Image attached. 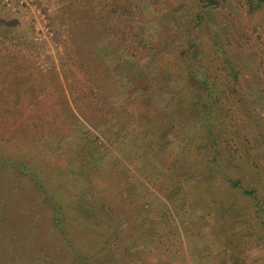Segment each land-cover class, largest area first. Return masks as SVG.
<instances>
[{
  "label": "trees",
  "instance_id": "1",
  "mask_svg": "<svg viewBox=\"0 0 264 264\" xmlns=\"http://www.w3.org/2000/svg\"><path fill=\"white\" fill-rule=\"evenodd\" d=\"M120 1L55 0L58 8L49 20L53 38L63 48L64 88L53 73L40 68L38 57L17 31L16 19L0 0V141L38 142L58 166L67 168L72 181L80 182V196L88 190L98 199L93 209L97 204L102 208L97 216L107 229L99 249L103 256L121 264H153L162 255L158 246L153 248V230L162 225L168 227L167 234L172 233V226L185 216L180 223L190 226L185 235L192 237L197 228L190 207L193 192L200 181L210 183L209 176L199 180L192 170L197 166V141L187 123L179 120L180 100L192 84L189 92L202 116L193 124H199L207 145L201 157L205 171L219 172L251 200L264 235V200L256 188H245L240 179L221 170L220 163V146L231 139L220 116L238 93L242 70L238 57L247 55L264 64V34L259 28L264 0H239V5L235 0H199L201 10L192 18L193 29L207 23L209 14L223 12L225 18L213 38V61H207L193 39L187 40L189 48L179 43L170 54L183 64L184 78L176 92L163 61L169 57L165 53L169 39L179 41L180 36L173 29L156 39L144 23L161 1ZM102 53L121 56L125 71L109 67ZM195 88L199 96H194ZM118 92L120 98L129 94V103L119 104ZM171 113L179 119L170 126L171 135L162 138L153 121ZM158 123L164 130L166 124ZM79 139L89 140L86 165L78 156ZM126 168L134 171L133 176L126 174ZM149 182L156 183L155 188ZM209 183L203 190L214 203ZM36 191L48 193L28 162L14 155L0 156V264H95L98 251L88 255L78 246L68 231L70 215L58 199H49V211H35L28 199ZM154 201H159L157 219L149 209ZM125 204H131L133 212ZM142 246L146 257L140 252ZM203 256L201 252L197 263L208 264L210 254Z\"/></svg>",
  "mask_w": 264,
  "mask_h": 264
},
{
  "label": "rangeland",
  "instance_id": "2",
  "mask_svg": "<svg viewBox=\"0 0 264 264\" xmlns=\"http://www.w3.org/2000/svg\"><path fill=\"white\" fill-rule=\"evenodd\" d=\"M114 1L115 3L121 2L120 0ZM159 1L161 4L157 6L156 10H152L153 13H148L145 16L144 23L150 33L156 36V39L157 37L162 38L165 31L173 29L180 36L179 41L169 39L167 47L166 44L163 46L164 49L166 47L165 53L169 57L163 61L165 64L162 63L170 81L172 79L175 81L172 91L176 92L177 88L181 86L180 79L184 78L183 64L177 56L170 54L176 50L179 43L187 48V40L193 39L198 49L205 52L207 61H213V38L219 28L220 20L225 18V14L223 12L209 14L207 23L193 29L192 18L201 10L199 0ZM1 2L5 4L7 14L9 13L16 19L17 31L25 38L31 52L38 57L40 68L46 73H53L58 78L59 84L66 88V80L60 68L63 48L60 43L54 40V31L49 20V14L56 12L58 8L55 0H1ZM235 4L239 5V0H235ZM8 18H10L9 15ZM259 20H261L259 28L264 34V16H260ZM45 24L50 28L49 32H52V35L49 33L47 36L44 35L45 38L38 37L37 32ZM240 56L238 59L242 61V70L239 74L240 83L236 86L238 93L233 99L227 101L226 108L222 110L223 115L220 116V119L225 120L223 123L226 126L224 131L226 136L231 137L229 141L220 146L222 152L221 170L234 180L240 179L245 188H256L258 195L264 200V64H260L257 58L247 55ZM102 57L111 68L123 71V68L127 67L126 63L119 59L121 56L102 53ZM256 59L258 61H255ZM216 60L215 58L214 61ZM255 62H258L260 66H257ZM258 67L261 68L260 71ZM160 74L165 78L163 73ZM191 86L180 100L178 110L182 112V115L179 117L180 119H177L187 123L186 129L197 141V146L194 149L197 152V166L195 164L196 171L192 169L193 172L198 175L199 180L206 175L209 176L210 183L209 181H200L193 192V201L190 203V207L194 208L193 213L195 214L192 222L197 228L192 237L188 238L185 235V231L190 226L183 222L180 223L185 216H181L182 219L176 221L175 227L172 226V233L167 234L168 227L164 229L165 227L162 225L153 230V233L156 234L153 248L158 246L157 250L162 252L161 256L156 254L158 257L153 264H199L197 260L201 252L204 254L203 257L210 254L208 264H264L263 228L255 214L253 203L240 190L233 189L228 182H225L219 172H213L211 178L212 175L205 171V162L201 157L207 151V145L204 144L205 137L199 124H193L194 121L198 122L202 116L193 102L192 93L189 92ZM192 92L194 96H199L196 88ZM155 94L159 98L161 97L158 91H155ZM115 96L118 98L119 104H127L130 101L129 94L120 98L118 92ZM156 119L158 121H153L156 123L154 127L160 130L162 138L168 132L170 133L172 128L170 126H173L177 120L172 116V113L169 116L160 115ZM160 121L166 124L164 130L159 127L158 122ZM100 136L102 141L106 142L104 137ZM101 139L97 140V143ZM88 141L79 139L77 142L80 162L85 165L87 164L85 153L89 150ZM198 147H200V152ZM12 155L28 162L31 170L42 179L47 188L48 193L42 191L30 193L31 196L28 200L33 204L35 211H49V199L51 197L58 199L67 214L70 215L68 231L71 235L73 234V239L83 252L92 255L98 251L95 264H121L115 259L111 261L100 251L104 243L102 235L107 232V229L103 220L97 216L98 210L102 212V208L99 209V204H97V209H93L98 199L92 195L89 196L88 190H84L80 196V182L72 181L67 168H63V165L58 166L59 164L57 165L47 153L45 154L38 142L10 144L0 141V156ZM77 169L79 168H76V171ZM125 171L128 175L133 176L134 174V171L129 168H126ZM208 183L212 187V195L209 196L215 198L214 203L203 190ZM155 184L149 182L150 187L155 188ZM167 184L165 183L163 188ZM158 203L159 201H154L151 203V208L149 207L156 219L161 214L157 206ZM198 204L206 206L207 209L197 208ZM125 209L132 211V205L125 204ZM180 213L182 214V211ZM231 234H233L232 238ZM4 247L6 248V246ZM2 248L3 246L0 245V254ZM140 252L145 255L146 248L142 246ZM224 260L226 261L224 262Z\"/></svg>",
  "mask_w": 264,
  "mask_h": 264
},
{
  "label": "built area",
  "instance_id": "3",
  "mask_svg": "<svg viewBox=\"0 0 264 264\" xmlns=\"http://www.w3.org/2000/svg\"><path fill=\"white\" fill-rule=\"evenodd\" d=\"M38 29H39V28H38ZM49 31H50V28L48 27L47 24H45L44 26H42V29H41L40 31L37 32V35H38V37L41 36V38H45L44 35L47 36V34L50 33ZM51 33H52V32H51ZM51 33H50V35H52ZM38 37H37V38H38Z\"/></svg>",
  "mask_w": 264,
  "mask_h": 264
}]
</instances>
